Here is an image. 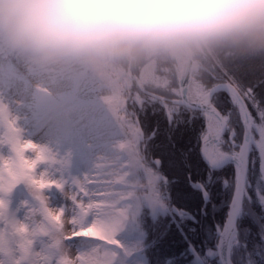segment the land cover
Returning a JSON list of instances; mask_svg holds the SVG:
<instances>
[{
  "label": "snow or ice",
  "instance_id": "1",
  "mask_svg": "<svg viewBox=\"0 0 264 264\" xmlns=\"http://www.w3.org/2000/svg\"><path fill=\"white\" fill-rule=\"evenodd\" d=\"M102 78L114 143L81 177L0 100V264H264V64ZM163 227L182 243H153Z\"/></svg>",
  "mask_w": 264,
  "mask_h": 264
},
{
  "label": "clouds",
  "instance_id": "2",
  "mask_svg": "<svg viewBox=\"0 0 264 264\" xmlns=\"http://www.w3.org/2000/svg\"><path fill=\"white\" fill-rule=\"evenodd\" d=\"M0 43L44 69L183 75L223 48L264 52V0H0Z\"/></svg>",
  "mask_w": 264,
  "mask_h": 264
},
{
  "label": "rangeland",
  "instance_id": "3",
  "mask_svg": "<svg viewBox=\"0 0 264 264\" xmlns=\"http://www.w3.org/2000/svg\"><path fill=\"white\" fill-rule=\"evenodd\" d=\"M211 54L209 61L202 56L197 57L198 65L219 64L213 53ZM109 72L123 73L112 69H44L36 66L28 57H21V54L4 46L0 48V100L18 118L27 139L37 142L54 124L52 136L48 140L43 138L45 145L49 143V149L53 153L61 158L67 157L69 163H72V167L68 164L65 169L67 176L81 177L90 170L97 158L111 155L114 119L104 100L108 93L102 78ZM66 74L69 80L64 79L62 85L57 86L55 77L62 78ZM60 87H64V90L58 95L57 90ZM19 90L26 94L25 97L19 94ZM43 91L64 98L67 104L58 106L62 99L53 104L52 101L43 105L37 104L35 95ZM60 142L62 146L57 145ZM69 150L71 154L67 153ZM104 166V162H101L102 169ZM27 198L28 192L23 185L18 186L9 197L10 211L18 218L24 216L22 205ZM50 200L52 206L63 203L60 196H52ZM216 211L220 215L215 221L222 223L227 209L219 205ZM153 243L160 244V241L155 237Z\"/></svg>",
  "mask_w": 264,
  "mask_h": 264
},
{
  "label": "trees",
  "instance_id": "4",
  "mask_svg": "<svg viewBox=\"0 0 264 264\" xmlns=\"http://www.w3.org/2000/svg\"><path fill=\"white\" fill-rule=\"evenodd\" d=\"M217 63L222 62H251L254 64H264V52L261 53H249V52H242L231 48H223L212 52ZM212 54L208 53L203 55L202 57L207 59H211ZM197 58V57H196ZM195 207V203L192 204ZM220 212L216 211L215 213V220L217 221L219 218ZM157 237V240L160 241V244L168 248L171 245H176L182 243L180 236L176 233L174 229L169 230L167 227H163L160 230H154L153 239ZM155 242V241H154ZM159 244V243H158Z\"/></svg>",
  "mask_w": 264,
  "mask_h": 264
},
{
  "label": "bare ground",
  "instance_id": "5",
  "mask_svg": "<svg viewBox=\"0 0 264 264\" xmlns=\"http://www.w3.org/2000/svg\"><path fill=\"white\" fill-rule=\"evenodd\" d=\"M21 57H24V55H21ZM198 66V64H196V66L195 67H197ZM68 74V73H67ZM67 74L65 75V77H55V81H56V83H57V86L59 85H62V83H63V81H64V79L66 80V79H68V76H67ZM69 80V79H68ZM55 89V88H54ZM105 89V88H104ZM61 90H64V87H60L57 91H58V93L59 92H62ZM102 92H103V90H102ZM19 94L21 95V96H23V97H25V93L23 92H21L20 90H19ZM59 109V108H58ZM57 110V109H56ZM53 126H54V124H53ZM52 126V127H53ZM55 126H57V124L55 125ZM48 128L46 131H45V133L43 134V136H42V138L41 139H38L37 140V143H40V144H43V145H45L46 143L44 142L45 141V139H43L44 137L48 140L49 139V137L50 136H52V130H53V128ZM61 145L62 146V142H60V143H57V145ZM46 147H48L49 148V143L47 144V145H45ZM67 153L68 154H71V151L69 150V151H67Z\"/></svg>",
  "mask_w": 264,
  "mask_h": 264
},
{
  "label": "water",
  "instance_id": "6",
  "mask_svg": "<svg viewBox=\"0 0 264 264\" xmlns=\"http://www.w3.org/2000/svg\"><path fill=\"white\" fill-rule=\"evenodd\" d=\"M196 61H195V59L192 61V65H193V68H195V66H196Z\"/></svg>",
  "mask_w": 264,
  "mask_h": 264
}]
</instances>
